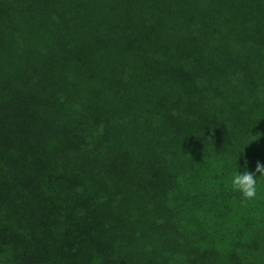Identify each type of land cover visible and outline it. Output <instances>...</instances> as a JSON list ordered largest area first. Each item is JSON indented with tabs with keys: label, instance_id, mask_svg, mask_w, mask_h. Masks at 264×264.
<instances>
[{
	"label": "trees",
	"instance_id": "16d2710c",
	"mask_svg": "<svg viewBox=\"0 0 264 264\" xmlns=\"http://www.w3.org/2000/svg\"><path fill=\"white\" fill-rule=\"evenodd\" d=\"M245 161L264 0H0V264H264Z\"/></svg>",
	"mask_w": 264,
	"mask_h": 264
},
{
	"label": "clouds",
	"instance_id": "9594fccd",
	"mask_svg": "<svg viewBox=\"0 0 264 264\" xmlns=\"http://www.w3.org/2000/svg\"><path fill=\"white\" fill-rule=\"evenodd\" d=\"M257 173L259 175H257ZM264 178V163L257 162L254 171H249L247 161L243 172L236 170L230 175V189L240 194L243 200L251 201L257 198L260 179Z\"/></svg>",
	"mask_w": 264,
	"mask_h": 264
}]
</instances>
